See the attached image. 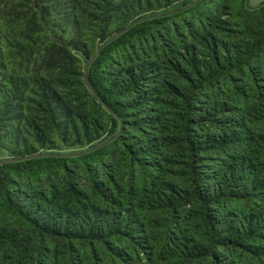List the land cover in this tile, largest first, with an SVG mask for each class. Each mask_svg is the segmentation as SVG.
Instances as JSON below:
<instances>
[{
	"label": "trees",
	"instance_id": "1",
	"mask_svg": "<svg viewBox=\"0 0 264 264\" xmlns=\"http://www.w3.org/2000/svg\"><path fill=\"white\" fill-rule=\"evenodd\" d=\"M0 0V264H264V0Z\"/></svg>",
	"mask_w": 264,
	"mask_h": 264
},
{
	"label": "rangeland",
	"instance_id": "2",
	"mask_svg": "<svg viewBox=\"0 0 264 264\" xmlns=\"http://www.w3.org/2000/svg\"><path fill=\"white\" fill-rule=\"evenodd\" d=\"M263 0H250V5L251 6H256L258 5L259 3H261Z\"/></svg>",
	"mask_w": 264,
	"mask_h": 264
},
{
	"label": "water",
	"instance_id": "3",
	"mask_svg": "<svg viewBox=\"0 0 264 264\" xmlns=\"http://www.w3.org/2000/svg\"><path fill=\"white\" fill-rule=\"evenodd\" d=\"M246 4H247V7H248V8L258 7V6L260 5V4H258V5H256V6H251V5H250V0H247V1H246Z\"/></svg>",
	"mask_w": 264,
	"mask_h": 264
}]
</instances>
